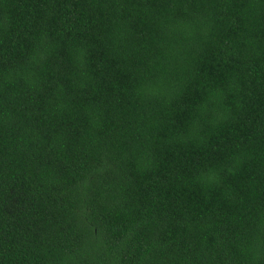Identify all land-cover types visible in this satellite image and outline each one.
Instances as JSON below:
<instances>
[{
    "label": "trees",
    "instance_id": "1",
    "mask_svg": "<svg viewBox=\"0 0 264 264\" xmlns=\"http://www.w3.org/2000/svg\"><path fill=\"white\" fill-rule=\"evenodd\" d=\"M0 264H264V0H0Z\"/></svg>",
    "mask_w": 264,
    "mask_h": 264
}]
</instances>
